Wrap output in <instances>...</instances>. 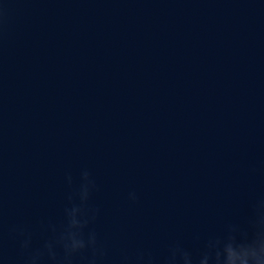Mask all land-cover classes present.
<instances>
[{
  "label": "water",
  "instance_id": "water-1",
  "mask_svg": "<svg viewBox=\"0 0 264 264\" xmlns=\"http://www.w3.org/2000/svg\"><path fill=\"white\" fill-rule=\"evenodd\" d=\"M84 173L97 264H211L210 240L251 238L264 0H0V264H89L64 250Z\"/></svg>",
  "mask_w": 264,
  "mask_h": 264
},
{
  "label": "clouds",
  "instance_id": "clouds-1",
  "mask_svg": "<svg viewBox=\"0 0 264 264\" xmlns=\"http://www.w3.org/2000/svg\"><path fill=\"white\" fill-rule=\"evenodd\" d=\"M83 179L85 183L81 186L78 193L80 198V206L72 207L71 213L66 210L68 216V227H76L79 229V240L75 241L72 248L69 250L66 246L64 248L66 256L65 261H70V258L79 252H83L86 248L91 249L92 258L89 264H97L98 259H103L104 251L98 246L96 234L90 233L87 241L82 236V230L88 225L89 220L95 219V210L87 207V201L91 188L94 186L88 179V174L84 173ZM134 198V197H133ZM71 199V197H69ZM79 213L80 219L76 221L71 219V215ZM252 235L248 237V233H243V240L238 242L235 235L237 229L232 228L225 240H210L206 247L203 256H206L211 261V264H234L236 259V252L234 247L239 248L241 253V264H264V201L259 202L255 209V219L251 223ZM179 250V249H178ZM227 252V261L225 262L224 253ZM182 254L181 250H179ZM55 259V255L52 256ZM144 258L138 257V264H143ZM124 264H127V257L124 258Z\"/></svg>",
  "mask_w": 264,
  "mask_h": 264
}]
</instances>
